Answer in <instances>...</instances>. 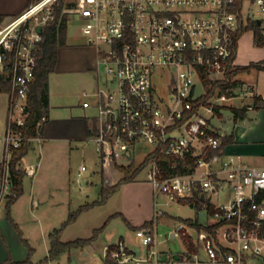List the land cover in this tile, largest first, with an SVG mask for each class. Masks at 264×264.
Masks as SVG:
<instances>
[{"label": "built area", "instance_id": "obj_1", "mask_svg": "<svg viewBox=\"0 0 264 264\" xmlns=\"http://www.w3.org/2000/svg\"><path fill=\"white\" fill-rule=\"evenodd\" d=\"M59 2L37 0L0 28V73L10 87L0 205L12 195V150L24 140L20 128L39 66L43 30L56 20ZM72 2L85 44L98 52L99 88L92 94L93 102L83 105L95 111L93 141L100 159L109 157L119 168H128L135 163L137 145H149L144 160L154 158L143 169L156 202L165 196L169 203L195 206L206 214L203 226L212 228L199 230L194 221L179 222L161 241L157 226L165 213L159 211L152 226L136 231L138 251L119 240L104 246V259L111 264L264 262V167L249 166L239 155L224 157L225 134L211 125L214 117L222 116V103L239 100L238 109L254 110L264 106V96L239 83L225 91L218 87L204 101V81L211 88L219 86L237 68L233 56L241 21L244 26L259 25V43L264 46V0H244L241 8L238 0ZM246 5L263 16L254 11L246 16ZM46 122L43 117L37 129ZM159 156L169 158V165ZM86 170L81 168L79 178ZM28 172L34 175L33 168ZM178 237L185 243L184 251L161 249Z\"/></svg>", "mask_w": 264, "mask_h": 264}, {"label": "rangeland", "instance_id": "obj_2", "mask_svg": "<svg viewBox=\"0 0 264 264\" xmlns=\"http://www.w3.org/2000/svg\"><path fill=\"white\" fill-rule=\"evenodd\" d=\"M72 5V0H65L64 12L69 15V37L75 39L77 38L76 33L81 28V19L73 14ZM251 11L258 14L255 9L246 5L245 15L248 16ZM258 16L262 17L263 15L258 14ZM253 32L247 31L240 38L237 47V65L240 58L244 56H264V47L254 43ZM258 72L264 73V70ZM100 74L102 77L101 88H103V70H100ZM88 78L89 76L84 73H69L60 80L59 84L65 89V93L67 92L71 101L78 103L84 100L85 92L92 91L87 88ZM241 78H245L248 82L256 81L257 72H253L252 76L242 75ZM98 88L99 85L94 87V90L97 91ZM162 93H165V90L162 89ZM240 103L239 100L222 103L221 105L226 107L222 110V119L214 117L213 125L228 135L238 130L242 122L234 121L233 108L239 106ZM0 131L3 136L6 130L0 127ZM96 148V143L87 139L71 144H61L59 148H56L55 153L49 152L48 155L46 154L47 149L44 153L38 146L35 151L30 152V156L39 157L40 152L43 151L45 178L41 183L39 193L46 191L54 195L51 199H47L45 204L36 205L38 210L35 209V213H32V204L28 193L16 206H12L10 215L17 219L16 223L19 224L20 229L16 232L27 249L28 257L30 251L23 242V238L29 241L33 249L31 262L40 264L48 257L49 235L58 229H62L61 241L63 242L89 239L94 236L95 232H98V236L91 245L72 249L65 253L60 260L49 264H104V246L115 244L124 238L130 248L138 249L137 227H141L145 221H155V215L159 211L165 213L163 217L159 218L157 226L161 241L166 240L168 232L179 222L191 219L198 220L202 225L206 224L205 212L195 206L169 203L165 196H160L156 202L153 186L147 179V170L145 169L136 176L133 182L120 184L115 193L103 201L101 196L103 186L106 184L110 187L117 185L124 177V173L111 158L106 157L102 161ZM136 148L135 164L139 166L151 147L144 143L137 145ZM3 154L4 142L1 139L0 160ZM83 166H86L87 170L79 178V172ZM124 166H126L125 163ZM125 169L128 170L129 167ZM135 169L136 167H133V171ZM83 181L87 184L84 185ZM30 182V179L26 178V191L30 187ZM0 211L9 218L8 210L5 207L1 206ZM72 215H76V219L69 222ZM126 220L135 229L129 227ZM9 222H12V218L9 219ZM161 248L179 253L184 251L185 243L178 237L167 241L161 245ZM13 251L17 255H21L23 252L15 244Z\"/></svg>", "mask_w": 264, "mask_h": 264}, {"label": "crops", "instance_id": "obj_3", "mask_svg": "<svg viewBox=\"0 0 264 264\" xmlns=\"http://www.w3.org/2000/svg\"><path fill=\"white\" fill-rule=\"evenodd\" d=\"M36 1L37 0H0V28L7 25L13 18L21 15ZM76 36L77 38L74 39L73 37H69L68 33L66 46L60 47L58 50V63L56 70L50 75L49 79L50 108L48 120L43 126V134L40 136V140H35L33 142L31 151H35L36 147L38 146V148L41 147V150H43L44 153L47 149L46 154L48 155L49 152L55 153L56 148H59L61 144H71L72 142L83 141L87 139L93 140L95 111L92 108H85L83 104L86 101L93 102L92 94L98 91L94 90V87L99 85L98 52L94 47L87 46L85 44V40L81 33V28L79 29V32L76 33ZM240 59L241 60L237 67L243 68L250 66L251 68L239 73L235 77L236 82L247 85L257 90L262 96H264V73L258 72L260 70H264V56H244ZM253 72H257L256 81L248 82L245 78H241L242 75L252 76ZM69 73H84L85 75L89 76L87 88L91 89L92 91L85 92L84 100L79 101L78 103L71 101L67 92L65 93V89L59 84L60 80ZM2 79L3 78L0 73V87L3 81ZM9 101L10 98L8 93L0 91V127L2 129L4 128L5 130L8 124ZM240 105L241 103L239 106ZM237 107L233 109H238ZM245 110L244 119H238L235 121L234 117V121L236 123L241 121L242 125L231 135H228L222 129L216 128L213 125V119L211 120V125L216 131L225 134V139L223 142L229 137H233V141L228 142L224 147V157H228L230 155H239L249 166L264 167V106L258 107L254 110ZM220 118L222 119V116H220ZM1 139L2 135L0 131V140ZM43 151L40 152L39 157H32L30 156L29 152V154L21 161V168L27 171V175L23 181V194L12 205L13 207L16 206L28 193L29 200L32 204V213H35V209L38 210L36 205L41 206L45 204L47 199H51L54 196L52 193H47L46 191L39 193V188L43 179L45 178ZM31 168L34 169V175H30L28 172L31 170ZM26 178H29L31 181L28 191L25 190ZM82 183L84 185L87 184L85 181ZM1 206L6 208L7 203L1 204L0 207ZM12 206L11 211L13 209ZM7 218V215L0 211V264H10L11 262L25 261L28 259V255L26 253L27 249L20 241V237L16 232V230L19 231L20 229L19 224L16 223L17 219L11 216L12 222L10 223L9 218ZM147 222L150 221H145L142 226ZM25 240L30 246L29 241L27 239ZM120 240H124L126 242L124 238H121ZM14 244L23 251L21 255H17L13 251ZM48 245L49 254L50 235ZM138 250L139 248L135 251ZM162 250L168 251L167 249ZM103 260L104 264H106L105 259ZM248 264H264V262L261 260H251L248 261Z\"/></svg>", "mask_w": 264, "mask_h": 264}, {"label": "trees", "instance_id": "obj_4", "mask_svg": "<svg viewBox=\"0 0 264 264\" xmlns=\"http://www.w3.org/2000/svg\"><path fill=\"white\" fill-rule=\"evenodd\" d=\"M244 0H238V7L241 8V5ZM65 0H60L59 5L56 7L55 15L56 20L49 23L44 27L43 30V40L41 42V49L39 53V66L35 74L34 82L31 85V92L28 97V108H27V117L25 120V124L20 131L24 137L22 144L19 148H15L12 150V160H11V177H12V195L10 196L9 201L7 202V210L9 219H11V206L21 197L23 194V181L27 175V171L23 170L20 167L21 161L24 157H26L32 148V140L38 138L43 134V126L40 130L37 129L39 122L45 117L48 120L49 116V79L50 75L55 72L56 66L58 63V50L60 47H64L67 44L68 37V27H69V15L64 12ZM247 31H254V39L255 44L258 46H263L259 42L262 41V32L259 25L255 22H249L246 26L243 25V21L240 22V29L238 31L236 39H240L242 35H244ZM237 49L234 52L233 59L236 58ZM254 66V65H252ZM257 66V65H256ZM259 67V66H258ZM251 67H237L229 76L226 82L220 84L219 86H212L205 80V86L207 88V95L204 98V101L213 97L216 94L217 88L220 87L223 91L227 88H235L239 84L236 82L235 77L246 70H249ZM204 80V77H203ZM10 89L8 82L4 79L1 83L0 91L8 92ZM195 109L198 108L199 103H195ZM245 109H233L235 114V121L238 119H244L245 117ZM233 137H229L223 142V147L228 142H232ZM162 163L165 166H168L170 163L169 158L161 157ZM154 158V155L147 156L144 162L136 166L133 163L129 169L120 168L124 173V177L122 180L115 186H106L104 185L101 190V196L103 201L107 200L115 191L118 189L119 185L122 183L133 182L136 176L143 170V168L150 162L151 159ZM133 167L136 169L133 171ZM76 219V215H72L69 222ZM127 221V220H126ZM196 223V226L199 230H209L212 228L204 227L199 224L198 220H186L184 222L187 223ZM68 224V223H67ZM129 227L134 228L127 221ZM153 221L145 223L142 227L152 226ZM135 229V228H134ZM140 228H137L138 230ZM61 231L62 229L55 230L54 233L50 234V251L48 257L41 262L40 264H49L51 262H55L61 259V257L70 252L72 249L84 248L86 246L91 245L98 236V232H95L94 236L89 239H80L72 242H62L61 241ZM23 242L29 248V257L27 260L22 262H11L10 264H33L30 260L33 249L29 246L28 242L23 239ZM189 249L193 250V245L190 241ZM106 264H111L109 260H105Z\"/></svg>", "mask_w": 264, "mask_h": 264}, {"label": "water", "instance_id": "obj_5", "mask_svg": "<svg viewBox=\"0 0 264 264\" xmlns=\"http://www.w3.org/2000/svg\"><path fill=\"white\" fill-rule=\"evenodd\" d=\"M259 24H261V21H258ZM37 31L41 34L42 33V27H38Z\"/></svg>", "mask_w": 264, "mask_h": 264}]
</instances>
